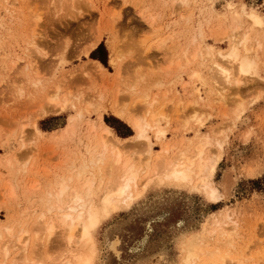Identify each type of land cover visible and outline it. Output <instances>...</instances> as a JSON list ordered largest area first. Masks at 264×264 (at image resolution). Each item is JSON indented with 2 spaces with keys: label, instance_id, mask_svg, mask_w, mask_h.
Wrapping results in <instances>:
<instances>
[{
  "label": "rangeland",
  "instance_id": "1",
  "mask_svg": "<svg viewBox=\"0 0 264 264\" xmlns=\"http://www.w3.org/2000/svg\"><path fill=\"white\" fill-rule=\"evenodd\" d=\"M57 1L0 2V261L5 248L10 254L3 264L18 255L15 241L21 229L30 227L32 244L30 234L41 213L62 230L61 213L48 211L56 204L50 192L67 180L71 188L63 201L71 195L76 182L69 177L76 178L84 159L89 162L96 139L91 127L99 128V117L116 136L129 138L122 141L129 151L138 152L134 128L113 107H123L125 115H145V106L156 99L165 133L149 130L152 164L165 143L171 144L167 156L172 158L183 149L192 154L207 137V152L221 153L213 176L220 200L212 201L195 183L141 188L144 192L131 205L112 212L96 228L94 264H186L192 237L201 244L196 264H264V35L253 27L261 43L256 69L241 76L236 72L239 85L234 80L220 85L209 69L210 55L191 59L200 43L228 51L231 41L224 32L236 25L234 12L243 7L264 12V0H192L188 5L76 0L64 6ZM241 21V32L251 27L247 16ZM33 28L37 40L30 44ZM97 35L98 47L104 46L86 55ZM111 45L119 47L120 66L110 62ZM94 60L104 65L102 74H92ZM56 100L63 105L55 106ZM46 107L53 112H44ZM70 126L74 131L66 133ZM89 176L86 172L80 182ZM218 221L231 223L234 232L219 235ZM5 226L13 227V236ZM116 239L119 254L110 247Z\"/></svg>",
  "mask_w": 264,
  "mask_h": 264
},
{
  "label": "bare ground",
  "instance_id": "2",
  "mask_svg": "<svg viewBox=\"0 0 264 264\" xmlns=\"http://www.w3.org/2000/svg\"><path fill=\"white\" fill-rule=\"evenodd\" d=\"M16 1L18 0H0L5 6L13 5ZM176 1L181 5L192 4V0ZM76 2V0H60L63 6L67 3L75 4ZM243 15L248 17L251 27H248V25L246 26L248 28L245 27V30L241 32L243 25L241 18ZM232 18L235 21L232 22L236 25L234 28L227 29L224 32L225 36L230 38L231 41L228 51H223L222 48L219 47L215 48L213 45L200 43L191 56V59H196L199 56L204 57L205 54L210 55V57H212V61L209 62V69L212 72L210 73L217 81H220V85L224 82L231 84L233 80L235 84L239 85L242 79L241 77H237L236 72L241 76L251 73L256 69V61L254 59L255 50L256 47L258 48L261 46V43L260 39H255L252 33L253 27L261 28L260 31L264 35V12L256 8L247 9L243 7L242 12H234ZM35 36V28H33L30 35V44L36 43L35 41L37 39L35 40ZM32 38L34 41H32ZM253 38L255 39L256 45L252 47ZM100 41L101 35H97L90 47L85 51L86 55H89L92 50L96 49ZM240 44L243 46V51L239 49ZM117 48L111 45L112 56L110 62L120 66L117 61ZM214 55L221 58L223 63L216 61ZM94 61L96 66L93 65L95 68L92 70V74L93 71L102 74V71L105 69L104 65L97 60ZM88 65H90V63H88ZM84 69L85 66L82 70ZM117 74H119L118 71ZM76 75L77 74H75V76ZM34 83L37 84L38 82L34 81ZM53 99L51 102H54ZM59 101L57 102L56 100L58 105L56 102L53 104L60 107L63 103ZM156 101L157 100L154 99L145 106V112L143 111L145 115L131 114L130 112L125 115L123 107L113 104L114 113L121 118L127 119L129 124L134 128L136 134L132 136V141L135 146L141 147L140 150L138 148V152L129 151L127 149L129 144L126 146L125 142L122 143V141L128 140L129 138H120L116 136L113 128L103 121L102 116L99 117L100 124L98 129L96 126H90L95 131V143L92 145V150H90L89 162H87L88 159H84L81 169L76 173V178L73 176L69 177L70 181L76 182L72 187L71 195L67 198V201H63L62 197L68 193L71 188L67 180L60 183L50 192V200L54 202L56 200V204L49 205L48 211L57 209V211L61 213L59 227H61L62 230H58V226H56L57 222L46 220V214L44 212L41 214L39 213L40 216L36 217L38 219L33 226L34 234L33 236L30 234L33 238L32 244H30L28 234L30 227L29 230L26 228L21 229L15 241V246L19 249V253L12 259L11 264H94L98 257V245L96 244L95 231L101 221L103 219L105 220L112 212L122 208L123 205H131L139 195L141 196L143 189H146L153 183H159L161 185H163L162 183H176L182 186L188 183H195L196 186L204 189L205 193L212 201L216 203L220 200V192L218 188L214 186L215 181L213 180V176L219 166L221 153L216 151L213 152L211 149L207 152L205 147L210 141L207 137L199 140L192 154H189L187 149H183L172 158L167 156L171 150V144L165 143L161 150L162 154L157 155L154 159V161H156L153 162L154 165L152 164L151 160L153 156L151 153L153 149L149 130H155L158 135L165 133L161 125L164 112L162 109L154 107ZM53 104L51 103L49 106ZM47 107L44 112H53L52 107L51 110ZM55 109L56 112L59 110L58 107H55ZM73 131L74 128L72 126L65 129L66 133ZM39 132L40 130L37 129V133ZM95 170H97V172H95ZM86 172H89L90 176L85 177V179L80 182ZM96 183H98V185ZM98 190H100L101 193L97 200L95 196L99 192ZM217 225L218 227L216 230L219 235L223 237L230 236V231L233 230L230 229V227L233 228L231 223H221L218 221ZM5 228L9 236L14 235L13 227L10 228L9 226H5ZM25 234L27 236H24ZM192 238L188 241L186 246V256L184 259L186 264H196L195 259L198 258L199 255L198 251L200 250L201 244H199L196 239ZM50 243L52 247L48 249L47 246ZM110 243V247L116 254H119L117 250L119 240L116 239ZM206 252L207 254L209 253L208 250H206ZM9 254L10 250L5 248L4 259L0 261V264L5 263L4 260L7 259Z\"/></svg>",
  "mask_w": 264,
  "mask_h": 264
},
{
  "label": "trees",
  "instance_id": "3",
  "mask_svg": "<svg viewBox=\"0 0 264 264\" xmlns=\"http://www.w3.org/2000/svg\"><path fill=\"white\" fill-rule=\"evenodd\" d=\"M104 45H103V43L102 44H100V46L98 47V49L97 50H99L100 48H102ZM91 56L93 57V58H98V56L95 54V52H93L92 54H91ZM104 64H106V60H104V59H100ZM106 120H107V122L108 123H110L111 124V121H110V119H108L107 117H106ZM112 125V124H111ZM114 126V125H113ZM115 127V126H114ZM119 132V131H118ZM122 135V134H121ZM127 135H129V134H127ZM124 136H126V135H124ZM259 183V181H255V184H258Z\"/></svg>",
  "mask_w": 264,
  "mask_h": 264
}]
</instances>
